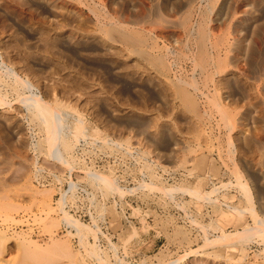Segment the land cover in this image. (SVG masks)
<instances>
[{
    "label": "rangeland",
    "instance_id": "obj_1",
    "mask_svg": "<svg viewBox=\"0 0 264 264\" xmlns=\"http://www.w3.org/2000/svg\"><path fill=\"white\" fill-rule=\"evenodd\" d=\"M0 60V264H264V0H0Z\"/></svg>",
    "mask_w": 264,
    "mask_h": 264
},
{
    "label": "bare ground",
    "instance_id": "obj_2",
    "mask_svg": "<svg viewBox=\"0 0 264 264\" xmlns=\"http://www.w3.org/2000/svg\"><path fill=\"white\" fill-rule=\"evenodd\" d=\"M1 61V60H0ZM14 70V69H13ZM9 74V73H8ZM22 79V78H21ZM30 83V82H29ZM29 85V84H28ZM30 87H32V86H30ZM1 97V96H0ZM25 97V96H24ZM34 97V96H33ZM29 98V97H27V102H29L30 104H31V106H35V108H37V110H38V113H39V115H40V117H42V118H44V119H48V118H51V117H53V114H54V110L55 109H53L52 107H50L51 105H49L48 103L46 104V102H42V101H40V100H42L41 98H39V97H34V98ZM40 99V100H39ZM0 100H1V98H0ZM23 104V103H22ZM57 113V112H56ZM54 119L52 118V120L51 121H53ZM57 120H58V118H57ZM53 122H55V123H57V121L56 120H54ZM58 122H59V120H58ZM48 123V122H47ZM51 124H54V123H51ZM49 125V124H48ZM54 127V126H53ZM56 127H57V125H56ZM47 140V139H46ZM75 141V140H74ZM72 142V141H71ZM48 145V144H47ZM62 149V148H61ZM57 152V151H56ZM60 164V163H59ZM69 166V165H68ZM74 181V180H73ZM73 181L71 180V182H69V183H71V184H73ZM76 183V182H75ZM71 184H70V186H71ZM74 185V184H73ZM70 186H69V188H70ZM112 188V187H111ZM121 188V187H120ZM110 189V188H109ZM68 191V190H67ZM70 191V190H69ZM72 191H74V190H72ZM71 191V192H72ZM117 191V190H116ZM170 191V190H169ZM68 193V192H67ZM73 194V193H72ZM64 195H65V192H63L62 193V196H61V200H60V202L61 201H63V199H64ZM66 198V197H65ZM66 200V199H65ZM64 203V202H63ZM62 205H64V204H62ZM61 206V205H60ZM65 208V207H64ZM66 210V209H65ZM67 211V210H66ZM88 211H89V209H88ZM63 212V211H62ZM65 213V215H63V216H65L64 217V219H66V221H68V223H69V225L71 224V226H73V228H76V231H77V233H79L80 234V231H82L81 230V228H86V229H90V227L89 226H87L86 224H84V223H82L81 221H78L76 218H73V217H70L69 215H67L66 214V212H64ZM69 213V212H68ZM48 214V213H47ZM90 215V214H89ZM8 217V216H7ZM10 218V217H9ZM13 218V217H12ZM101 219V218H100ZM3 220V219H2ZM6 222V221H5ZM1 223V222H0ZM8 224V223H7ZM9 226H10V224H8ZM3 228V227H2ZM9 228H11V227H9ZM11 230H12V228H11ZM100 230V229H99ZM6 231H8V230H6ZM90 231H92V230H90ZM247 231H248V229H247ZM94 232V231H93ZM237 232V231H236ZM7 233H9V232H7ZM77 233H75V234H77ZM244 233H245V231H244ZM246 233H248V232H246ZM28 234V233H27ZM83 234V233H82ZM82 234H80V236L82 235ZM94 234H95V232H94ZM241 234V233H240ZM249 234V233H248ZM247 234V235H248ZM237 235H239V234H237ZM85 236V235H84ZM241 236H243V235H241ZM29 237V236H28ZM28 237H27V239H28ZM43 237V236H42ZM238 237H240V236H238ZM230 238V237H229ZM32 239V238H31ZM234 239V238H233ZM29 240V239H28ZM225 240V239H224ZM27 242V241H26ZM37 242V241H36ZM72 243V242H71ZM38 244V243H37ZM37 244H34V245H36L37 247H40L39 246V244L37 245ZM81 244V243H80ZM7 245V244H6ZM32 245V244H31ZM53 245H55V247L56 246H60V244L57 242V241H53ZM30 246V245H29ZM35 246V247H36ZM83 247H84V245H82ZM48 247V246H47ZM99 247V246H98ZM9 248V247H8ZM45 250V249H44ZM50 250V249H49ZM5 251H6V249H5ZM116 252V251H115ZM89 253V252H88ZM96 253V252H95ZM95 253H93V251L91 252V254H94V256H97V259L102 263V264H106L105 263V261H104V263L102 262L103 260H105V259H102L103 257L101 256L100 257V255H97V254H95ZM99 253V252H98ZM109 254V253H108ZM35 255V254H34ZM187 255V254H186ZM185 256V255H184ZM35 257V256H34ZM91 257V256H90ZM42 258V257H41ZM92 258V257H91ZM96 259V260H97ZM120 259V258H119ZM122 260V259H121ZM119 263V262H118ZM122 263V262H121ZM109 264V263H108ZM124 264V263H123Z\"/></svg>",
    "mask_w": 264,
    "mask_h": 264
}]
</instances>
